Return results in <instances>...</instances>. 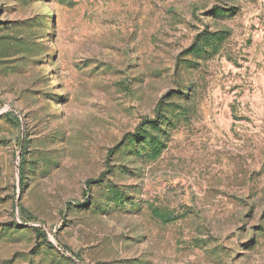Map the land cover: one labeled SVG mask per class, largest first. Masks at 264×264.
Returning <instances> with one entry per match:
<instances>
[{"label": "rangeland", "instance_id": "1", "mask_svg": "<svg viewBox=\"0 0 264 264\" xmlns=\"http://www.w3.org/2000/svg\"><path fill=\"white\" fill-rule=\"evenodd\" d=\"M0 264H264V0H0Z\"/></svg>", "mask_w": 264, "mask_h": 264}, {"label": "trees", "instance_id": "2", "mask_svg": "<svg viewBox=\"0 0 264 264\" xmlns=\"http://www.w3.org/2000/svg\"><path fill=\"white\" fill-rule=\"evenodd\" d=\"M159 108H160V105H159L158 109H159ZM111 153H113V151H112Z\"/></svg>", "mask_w": 264, "mask_h": 264}]
</instances>
